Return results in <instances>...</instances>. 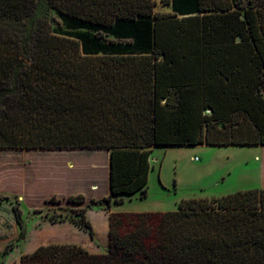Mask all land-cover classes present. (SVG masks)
Wrapping results in <instances>:
<instances>
[{"label":"trees","instance_id":"16d2710c","mask_svg":"<svg viewBox=\"0 0 264 264\" xmlns=\"http://www.w3.org/2000/svg\"><path fill=\"white\" fill-rule=\"evenodd\" d=\"M162 1L172 12L155 0H0V149L110 152V194L70 216L93 237L86 211L104 207L109 248L46 244L21 264H264L262 188L110 211L148 196L156 146L264 145V0Z\"/></svg>","mask_w":264,"mask_h":264},{"label":"rangeland","instance_id":"374dc122","mask_svg":"<svg viewBox=\"0 0 264 264\" xmlns=\"http://www.w3.org/2000/svg\"><path fill=\"white\" fill-rule=\"evenodd\" d=\"M57 20L62 27V20ZM107 156L103 149H0V197L9 198L0 201V264H21L23 255L41 245L87 244L92 237L89 231L70 216L92 199L110 194L104 167ZM151 157L148 196H125L124 202L112 205L111 212L176 210L186 198L264 189V145L156 146ZM78 194L85 196V202H68V197ZM52 197L55 201L48 203ZM13 203H19L23 213L26 238L21 242L17 241L19 226ZM109 213L101 206L86 211L100 248L107 236ZM60 215L68 217L51 222L50 218ZM10 243L15 247L5 253Z\"/></svg>","mask_w":264,"mask_h":264},{"label":"crops","instance_id":"0c3cea01","mask_svg":"<svg viewBox=\"0 0 264 264\" xmlns=\"http://www.w3.org/2000/svg\"><path fill=\"white\" fill-rule=\"evenodd\" d=\"M155 11L157 12H161V13H170L172 12V6L171 4H166L164 3L162 0H156V5H155ZM94 150V149H91ZM97 150H101V149H97ZM108 152V156L106 158V163L104 165L106 171L108 172V176H107V180H108V185L110 187V152L107 150ZM99 189V187H98ZM88 210V209H87ZM106 231H107V236L106 239L102 245V247H98L95 244V241H97V233L95 232V236L94 238L91 237L89 238L86 242L87 244H83L84 247H86L88 250H90L92 253H103L107 250V247L109 245V221H108V225L106 227Z\"/></svg>","mask_w":264,"mask_h":264}]
</instances>
